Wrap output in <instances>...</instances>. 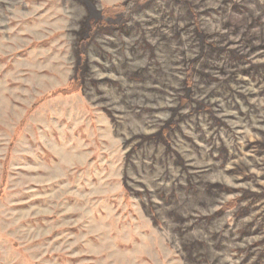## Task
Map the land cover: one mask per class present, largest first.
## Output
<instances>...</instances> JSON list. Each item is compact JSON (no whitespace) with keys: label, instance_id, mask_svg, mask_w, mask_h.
I'll use <instances>...</instances> for the list:
<instances>
[{"label":"rangeland","instance_id":"obj_1","mask_svg":"<svg viewBox=\"0 0 264 264\" xmlns=\"http://www.w3.org/2000/svg\"><path fill=\"white\" fill-rule=\"evenodd\" d=\"M127 1L0 0V264H264V0Z\"/></svg>","mask_w":264,"mask_h":264},{"label":"trees","instance_id":"obj_2","mask_svg":"<svg viewBox=\"0 0 264 264\" xmlns=\"http://www.w3.org/2000/svg\"><path fill=\"white\" fill-rule=\"evenodd\" d=\"M135 1H137V0H128L127 3L125 4L126 10L129 11L130 7L133 6ZM148 1H150V0H138V2L142 3V4H145ZM190 78H191V72H190V70H187V72H186V81H187V83L190 81ZM62 91L61 92H54V93H51L50 95L53 96L56 93H61V94L67 93V92H62Z\"/></svg>","mask_w":264,"mask_h":264}]
</instances>
